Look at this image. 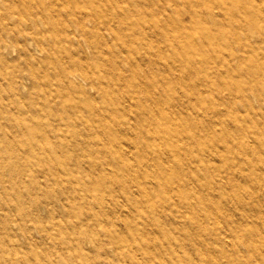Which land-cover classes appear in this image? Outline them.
Returning a JSON list of instances; mask_svg holds the SVG:
<instances>
[{"label": "bare ground", "instance_id": "obj_1", "mask_svg": "<svg viewBox=\"0 0 264 264\" xmlns=\"http://www.w3.org/2000/svg\"><path fill=\"white\" fill-rule=\"evenodd\" d=\"M178 3H182L184 9L167 14L166 6L176 8ZM238 9L245 12L260 10L264 15V9L249 0H0V47L7 48V40L15 39L20 30L33 32L35 27H31L29 19L36 18L45 24L36 31L48 32L53 40L51 44L58 43L59 37L68 40V28L76 26L91 48L92 56L97 57L94 67L90 62L93 57L86 61L82 51L75 46L70 52L66 45L59 46V58L64 60V66L59 67L52 80L47 78L49 85L54 86L49 87L50 96L45 90L42 102L49 106V112L42 115L29 114L27 117L20 110H11L0 93V171L7 156L10 158L8 167L18 174L35 160L41 165L44 163L53 175L68 176L75 185L74 194L93 197L100 209L132 208L141 217L132 221L122 218V222L116 223L110 231L87 228L75 237L62 234L61 243L70 254L62 256L56 264H85L81 258L84 241L87 238L98 245L100 236L107 238L114 256L127 260L128 264L250 263L247 259L239 261L233 257V252L238 249L230 239L231 234L222 235L224 227L219 224L222 222L219 208L197 203L186 190L189 176L183 170V166H190L194 170L225 171L222 174L227 181L225 185L234 189L228 192L229 195L239 200L242 192L250 204L262 202L258 192L264 194V121L254 118L249 111L245 112L248 115L233 112L224 115L214 105L213 109L210 108V115L216 118L209 119L213 124H221V137L207 143L202 132L203 118L199 114L202 113L200 110L210 107L214 96L213 77L222 71V67L228 68L230 58L236 53L234 46L246 47L249 41L244 27L235 29L242 24V16L236 12ZM249 21L253 22L255 29L263 28L264 24L259 25L255 19ZM213 25L219 29L214 31ZM104 29L110 38L104 35ZM223 38H228L227 42ZM61 48L65 50L62 52ZM2 57L0 51V71L6 76L8 71L2 70L6 68L1 64ZM240 58L249 60L250 56ZM207 61L211 62L213 71L205 69ZM152 64H160L163 71L154 74L149 68ZM246 69V76L253 80L251 89L256 90L258 78L264 75V67L255 63ZM185 74L194 78L186 80ZM173 75L176 76L174 84L180 82L187 88L188 96L194 99V111L199 113L189 111L191 115L181 117L171 106L176 94L168 79ZM80 79L89 81L93 88L103 93L107 100L104 108L99 107L82 86L75 84H79ZM70 85H74L73 90ZM17 89L12 83L7 95L19 97ZM231 89L237 97L244 91L237 84ZM77 92L85 98L81 100ZM202 92L209 94L203 95ZM55 100L56 107L53 108ZM245 122H250L251 128H246ZM227 126L237 129L240 136H230L225 130ZM43 142H54L52 144L56 143V146ZM60 142L72 144L68 146ZM218 147L229 152L236 150V160L247 165V172L242 167L233 169L231 159L224 160V166L205 160L198 162L197 157L216 154ZM60 152L81 155L84 173L66 168L62 161L52 163L56 161L54 154ZM129 159L136 163L130 164ZM235 175L244 178L235 183ZM80 177L83 181L79 180ZM173 181L175 185H171ZM175 190L177 193L172 194ZM4 193L10 196L0 195V210H5L0 211V264H44L39 261L37 252L27 259L21 242L1 239V234L9 236L13 233L10 226L13 219H16L13 221H16L19 233L24 235L26 232L24 210L17 208L14 214L6 210L8 205L22 202L19 195ZM172 197L184 204L185 212L191 214L187 217L193 222L188 227L200 229L194 233L196 243L192 242L191 247L182 239L172 241L160 222L159 217L166 214V209L171 210L167 203ZM19 212L22 216H18ZM194 215L197 219H193ZM91 216L78 215L71 224L75 227L85 221L88 224L102 222L101 210ZM224 218L223 224L228 225L231 220ZM210 219L212 229L208 234L232 245L231 257L226 255L225 248L204 243L205 234L201 231L206 232ZM109 224L112 225L111 219ZM231 226L232 231L238 230L235 222ZM98 231L104 234L97 235ZM191 234L186 236L192 238L194 235ZM256 234L264 238L262 232ZM193 249L194 252L190 253ZM246 250L250 253L259 251L257 245H248ZM102 256L105 261L111 258L106 249ZM91 264H99L98 259H93ZM258 264H264V257Z\"/></svg>", "mask_w": 264, "mask_h": 264}, {"label": "rangeland", "instance_id": "obj_2", "mask_svg": "<svg viewBox=\"0 0 264 264\" xmlns=\"http://www.w3.org/2000/svg\"><path fill=\"white\" fill-rule=\"evenodd\" d=\"M249 1L258 4L259 7L264 9V0ZM175 7L176 8H174V5L168 4L166 6L167 14H173L175 9H184L182 3H178ZM236 12L242 16L240 19V23L242 24L235 26V29L244 27L248 33L249 41H247L246 47L238 48V46H234V51L238 56L235 55L236 53L233 54L229 60L228 68L222 67V71L215 74L213 77L214 83L212 88L214 96H212L210 100V107L205 111L200 110L202 113L194 111V99L188 96L187 88L181 85L180 82H177L176 85L174 84L176 82L175 75L168 79L171 83L173 93L176 94V99L171 102V106L174 107V110L181 117L191 115L189 111L200 114L203 118L202 132L207 138V143H212L213 140H219L221 137V124H213L209 119V117H212V115H210L212 113L210 108L213 109L214 107L212 106L214 105L217 107L218 112L224 115L232 112L239 115H248L245 112L249 111L250 115L254 116V118L264 121V75L258 78V87L256 90L251 89L253 80H250V76H246V68L250 69V66H253V64L259 63L264 67V15H261L260 10L255 9L246 12L238 9ZM252 18L255 19L259 25H263V28L260 30L255 29L252 26L253 22L249 21ZM66 19L68 22L71 21L69 17ZM23 23L25 24V22L21 24L23 25ZM29 24L32 28L35 27V30L33 29L34 33L20 30L16 33L15 39L9 38V40H7L9 42L7 48L3 46L0 47V51L3 54L1 64H4L6 67L2 70L6 73L8 71L6 76H3V73L0 71V93L5 97L4 101L8 103L7 106L12 107L11 110H20L27 117H29V114L42 115L49 109V106L45 105L42 101L44 99L45 90L48 92V96H50L51 89H49V87L54 86L49 85L50 81H47V78L52 80L54 76H56L59 67L62 68L64 66V60L59 58V46L66 45L65 48L69 50V52L73 46H75L78 51H82L81 54L86 61H89L90 58L93 57L91 48L86 44L81 36L80 30L76 26L68 28V40L66 38L60 39L59 37L58 40H56V42H59L55 43V45L51 44L53 40L48 32L42 30L36 31V28H44L45 24L36 18H30ZM212 27L214 31L219 29L215 25ZM103 32L107 38H110L108 31L104 29ZM227 39L228 38H223L222 40L227 42ZM65 48H61V51L63 52ZM73 50L74 49H72V51ZM239 55L250 56V59H241ZM96 61V56L90 60L94 67L96 66ZM124 66L126 67V64ZM204 66L207 67L205 68L206 70L213 71L211 62L207 61ZM149 68H151L154 74L163 71L160 64H152ZM184 76L186 80H192L194 78L186 74ZM96 81L95 79L94 82ZM12 83L17 86L18 93L20 94L19 97L7 95V93L10 92L9 90L11 89ZM75 84L82 86L86 92L91 94L99 107L104 108L106 106L107 100L103 97V93L97 90V88H93L89 81L80 79L79 84ZM235 84L241 85L244 88V91L240 92V97H237L236 92L231 89V86ZM70 88L73 90L74 85H70ZM202 93L203 95L209 94L207 92ZM77 96L81 100L85 98L83 94L78 92ZM53 105V108L56 107V100L53 102ZM59 110L62 111V109ZM212 118L215 119L216 116ZM250 124V122H245L246 128H251ZM225 130L230 136L234 135V137L236 136L237 138L240 136L239 133H237L238 130L231 126L225 127ZM63 137L64 136H62V138ZM15 143L17 144V142ZM43 143L50 144L49 146L51 147L56 144H52L54 142ZM60 143L68 144V146L72 144V142ZM237 155L236 150L229 152L224 147H218L216 154H203L202 157L199 156L197 158H199L198 162L204 160L211 161L216 166H224V160L231 159L234 164L233 169L242 167L244 172H247V165L237 162ZM54 158L56 161L52 163L56 164L57 161H62L66 168L75 169L79 173H84L85 166L82 163L81 155L77 152L74 154L70 152H60L56 155L54 154ZM9 160L10 158H8V156L3 160L5 166L0 171V195L3 194L5 197L10 196L4 192L16 193L19 195L20 201L22 202L19 205L17 203L8 205L6 210L10 211L12 214L15 213L17 208L19 211L21 208V211L24 210L26 232L24 235L19 233L18 225L16 221H13L16 219H13L10 224L12 230L14 229L13 233L9 236L1 234V239L5 238L8 242H13L14 240L21 242L24 245L23 252L27 259L28 256L32 257V255L37 252L41 263L56 264L62 256L70 254L66 246L61 243L60 236L62 234L66 233L75 237L81 235L82 230L87 228L106 229L110 231L114 229L116 223L119 224L122 222V218L131 221L132 219H141V217H139L140 213L132 208L128 210L126 207L122 208L121 206H117L111 208L106 207V209H102L101 207L100 209V207L96 206L93 197L89 195L82 197L81 194L79 196L76 193L74 194L75 185L73 182L69 181L68 176L61 174L62 177H60L59 174L53 175V173H49L44 163L41 165V163L39 164L34 160L24 171H20L18 174L8 167ZM128 161L133 165L136 163L134 159H129ZM45 164L49 165L50 163ZM183 170L189 176L186 181V190L195 198L197 203H206L208 206L219 208V212L222 215V222L219 224L224 227L222 235L226 233L231 234L230 239L238 249L233 252V257L239 261L247 259L250 261L249 264L260 263L264 257V238H261V235L257 236L256 232L260 231L264 234V194L261 191L258 192L262 200L260 204H250L248 202L249 198L247 199L246 195L242 192L240 193L242 197H240L239 200L229 195L228 192L234 189L231 186L225 185L227 181L222 177L225 171L221 173L215 170L208 172L206 170L204 171V169L194 170V168L190 166H183ZM236 171L239 173L238 170ZM243 178L244 177L235 175L233 181L237 183ZM79 180L83 181V178L80 177ZM208 181H210L209 184L204 185ZM171 185H175V182L173 181ZM176 193L177 190L172 194ZM154 197L159 199L158 195ZM167 204H170L171 210L166 209V214H162L163 216L159 217L164 230L172 238V241L182 239L186 245L191 247L192 242L196 243L194 233L200 229L194 230L188 227L193 220L187 217V215L191 214L185 212L186 209L184 204L178 202L173 197L172 201ZM99 210H101L102 215L100 218H103L100 224H88V222L85 221L83 224H79L75 227L72 226L71 223L74 222L78 215L82 217H92L91 215L95 214V212H99ZM0 211L4 212L5 210L1 209ZM145 213L151 215L150 212ZM18 216H22V213L19 212ZM224 217L231 220L228 225L225 223L223 224ZM109 219H111L112 225L109 224ZM193 219H197V215H194ZM211 221V219L207 221L206 232L204 233V229L201 231L205 234L203 235L204 243H209V245L220 249L225 248L226 255L231 257L230 253L233 251L232 245L229 246L222 243L219 241L218 237L208 234L212 229ZM234 222L238 225V230L236 232L231 230L233 229L231 225H233ZM249 231H254V234H249ZM190 232L193 233L191 235H194L192 238L191 236H186ZM96 234L103 235L104 233L103 231H98ZM83 245L85 248L84 253H81V258L85 264H91L92 260L95 258L98 259L99 264H128L127 260L124 261L114 256L115 252L112 251L113 249L109 246L110 243L106 237L100 236L98 245H94L86 238ZM248 245L251 247L257 245L259 251L250 253L246 250V246ZM105 249L108 250L111 255L109 261H105L102 256V251ZM189 252L193 253L194 249Z\"/></svg>", "mask_w": 264, "mask_h": 264}]
</instances>
